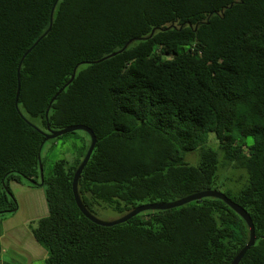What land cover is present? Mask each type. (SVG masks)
Returning a JSON list of instances; mask_svg holds the SVG:
<instances>
[{"label": "trees", "instance_id": "1", "mask_svg": "<svg viewBox=\"0 0 264 264\" xmlns=\"http://www.w3.org/2000/svg\"><path fill=\"white\" fill-rule=\"evenodd\" d=\"M51 12L19 66L23 118L19 61ZM72 124L96 135L77 186L95 216L217 189L221 166L244 169L224 191L255 229L238 264H264V0H0V215L18 209L9 181L23 178L44 192L47 213L27 228L45 264H230L249 228L216 197L111 226L84 216L72 192L83 130L77 157L40 183L42 132Z\"/></svg>", "mask_w": 264, "mask_h": 264}, {"label": "rangeland", "instance_id": "2", "mask_svg": "<svg viewBox=\"0 0 264 264\" xmlns=\"http://www.w3.org/2000/svg\"><path fill=\"white\" fill-rule=\"evenodd\" d=\"M30 119L38 124L39 119L30 117ZM83 133L81 131H75L72 134L63 135L59 138L48 139L43 144L40 150V157L43 162V172L45 175L51 173L53 164L59 159H65L68 162H72L78 154L77 148L79 141L78 139ZM247 141H252V137H248ZM217 149V148H216ZM219 161H222V152L219 151ZM185 160L191 164H196L198 161V155L196 152H187L185 154ZM226 177V178H225ZM15 181V180H14ZM21 182H24L26 185H29L25 182L23 178L20 179ZM246 182V171L244 169L233 167L232 165L220 167L219 170V179L217 180L215 186L219 191H226L229 188L239 189ZM10 189L14 194L17 203L18 209L9 215H0L2 217L14 216L13 222L22 224L23 221H27L24 225L27 228V224L30 220H37V218L45 215L47 213L46 207H44V198L41 199V206L38 205L37 211L34 212L35 202L39 200V196L36 193H28L25 190H20V187L15 186L12 183V180L9 181ZM30 186V185H29ZM38 188V187H34ZM19 189V190H18ZM97 217L103 220H111L118 217V213L114 211H96ZM28 229V228H27ZM22 230V229H19ZM0 235H5L4 229L0 223ZM32 236V235H30ZM26 240L23 241L22 245L25 248L31 249L34 253H31L32 258L30 259L28 254L21 253L14 245L15 240H10L9 237H6V241H3L1 244L0 241V264H45V255L46 252L43 247H41L33 238L24 236ZM33 237V236H32ZM36 246H39L41 250L45 253L37 255L33 250L36 249ZM24 251V250H23Z\"/></svg>", "mask_w": 264, "mask_h": 264}, {"label": "water", "instance_id": "3", "mask_svg": "<svg viewBox=\"0 0 264 264\" xmlns=\"http://www.w3.org/2000/svg\"><path fill=\"white\" fill-rule=\"evenodd\" d=\"M50 25L48 27V29L24 52V54L22 55L20 61H19V65H18V69H17V89H16V96H15V107L17 108L19 114L21 115V117L24 118V116L21 114V112L18 109L17 106V100H18V96H19V92H20V79H19V66L23 60V58L25 57V55L38 43V41L50 30L51 28V21H52V12L50 14ZM154 30L151 31V33H153ZM129 42H127L125 44V46L122 48L124 49ZM121 51V50H120ZM116 52H113L109 55H107L106 57L110 56V55H114L116 54ZM103 58H100L97 61H100ZM94 62V61H93ZM77 66L74 68L71 79L74 77L75 71H76ZM65 87L62 86L58 92L55 94V96ZM55 96L53 97V99L55 98ZM52 99V100H53ZM47 112L48 110H46V116H47ZM75 130H83L85 132L88 133L89 137H90V143L89 146L86 150V153L84 154V157L82 158L80 164L77 166L74 174H73V178H72V192H73V196H74V200L76 202V205L78 206L79 210L82 212V214L84 216H86L88 219H90L92 222L99 224V225H103V226H111L114 224H118V223H122L127 221L128 219L132 218L133 216H135L136 214L140 213L141 211L144 210H148V209H168V208H173V207H177L180 205H183L191 200H195V199H200L203 197H216L219 198L221 200H223L227 205H229L236 213H238L247 223L248 228H249V239L246 242V244L239 250V252L235 255V257L233 258V260L231 261L230 264H238L239 261L241 260V258L243 257V255L245 254V252L249 249L250 246L253 245L254 241H255V229H254V224L252 222V219L249 215V213L239 204H237L236 202H234L230 197H228L224 192L219 191L217 189H206V190H202V191H198L192 194H188L186 196H183L181 198L175 199V200H171V201H163V202H147V203H142L137 205L136 207H134L133 209L127 211L126 213L120 215L119 217H116L115 219H111V220H103L97 216H95L94 214H92L83 204L79 193H78V179L80 177V174L84 168V166L86 165V163L88 162V159L95 147L96 144V135L93 132V130L84 125V124H72L69 126H66L64 128L61 129H51L48 128L46 132H42L44 135V141L48 140V139H53L56 138L58 136H61L63 134H66L68 132H72ZM38 161H39V170H40V183H42L43 181V167H42V163H41V157H40V153L38 155ZM32 183H36V181L31 180Z\"/></svg>", "mask_w": 264, "mask_h": 264}, {"label": "crops", "instance_id": "4", "mask_svg": "<svg viewBox=\"0 0 264 264\" xmlns=\"http://www.w3.org/2000/svg\"><path fill=\"white\" fill-rule=\"evenodd\" d=\"M12 183L15 186L20 187V190L21 189L25 190V191H27L30 194H32V193L38 194L39 200L37 202H35V206H34V212H38L36 207L38 205H40V206L42 205L41 204L42 203L41 199L44 198L43 189L41 187L34 188L32 186L26 185L24 182H21V181L12 180ZM44 207H46L45 198H44ZM15 215L14 216H10V217H6V218L4 217V218L0 219L1 226L3 227L4 233H5V235H0L1 244H2L3 241H6L5 239L8 236L10 240H15V243H14L15 247L21 253L28 254L30 259H31L32 258L31 253L32 254H34V253L31 251V249L25 248L24 245H22V243H23L24 240H26V238L24 236H28L29 239L33 238V237L30 236L31 234H30L29 230L24 225L27 222L26 220L23 221L22 224H18L17 222H13ZM19 229H22V230H19ZM33 251L37 255L45 253L43 250H41V248H39V246H36V249L33 250Z\"/></svg>", "mask_w": 264, "mask_h": 264}]
</instances>
